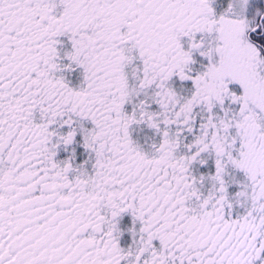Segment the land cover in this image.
Masks as SVG:
<instances>
[{
    "label": "snow or ice",
    "instance_id": "snow-or-ice-1",
    "mask_svg": "<svg viewBox=\"0 0 264 264\" xmlns=\"http://www.w3.org/2000/svg\"><path fill=\"white\" fill-rule=\"evenodd\" d=\"M0 264H264V0H0Z\"/></svg>",
    "mask_w": 264,
    "mask_h": 264
}]
</instances>
